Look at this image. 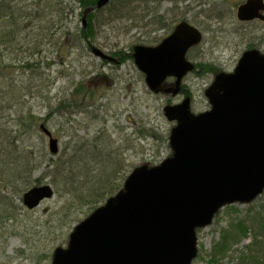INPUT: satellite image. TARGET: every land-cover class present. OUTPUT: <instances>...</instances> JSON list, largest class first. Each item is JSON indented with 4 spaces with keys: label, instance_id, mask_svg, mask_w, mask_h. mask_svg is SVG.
<instances>
[{
    "label": "water",
    "instance_id": "obj_1",
    "mask_svg": "<svg viewBox=\"0 0 264 264\" xmlns=\"http://www.w3.org/2000/svg\"><path fill=\"white\" fill-rule=\"evenodd\" d=\"M110 0L84 9L83 22ZM238 19L264 20V0H245ZM189 21L177 23L160 43L135 45L132 56L154 92L178 95L195 68L187 52L203 40ZM103 58L117 61L101 48ZM234 71L217 73L205 90L210 109L194 113L191 97L168 103L164 114L175 121L172 154L159 164H141L124 186L74 227L68 244L55 247L53 264H192L199 228L211 224L227 204L248 203L264 192V52L244 51ZM174 77L173 84H167ZM49 150L59 151L53 133ZM47 183L23 194L28 209L52 198Z\"/></svg>",
    "mask_w": 264,
    "mask_h": 264
},
{
    "label": "rangeland",
    "instance_id": "obj_2",
    "mask_svg": "<svg viewBox=\"0 0 264 264\" xmlns=\"http://www.w3.org/2000/svg\"><path fill=\"white\" fill-rule=\"evenodd\" d=\"M161 1L163 2L159 14L165 13L164 27H158L151 15L137 21H127L123 17L121 21L115 19L109 24L105 21L97 22V37L92 43L117 61H105L91 51L88 53L75 50L78 46L73 36H66V41L73 44L74 48L65 65H59L52 59V68L46 69V74L50 73L52 81L55 79L51 90H47L48 93L43 91V95L38 94L34 98H25L29 100L27 107L36 115L45 116L49 112L52 114L48 127L59 139L60 147L65 146V141L69 139L67 134L71 131L77 132L81 141L84 134L92 136L98 132L100 136L105 134L110 138V146L115 153L123 152L124 170L129 172L144 163L159 164L172 153L169 134L175 122L165 116V106L168 103L177 104L190 96L194 113L210 109L205 89L213 82L216 72L234 70L240 55L249 46L253 45L264 51V21H239L236 15L238 0L226 4H192V8H187V1L180 2L175 9L177 13L181 15L186 12L191 23L203 32L204 39L188 52V58L196 62L197 68L183 79V88L178 95L168 92L154 93L146 84L145 74L139 70L132 54L135 45L154 46L160 43L178 22L173 19L172 12L168 11L172 2ZM243 1L245 0L241 2ZM71 7L73 10H67V27L70 31H76L83 26L87 30V18L85 25L80 14L82 8L78 3ZM150 7L154 8L155 4L152 3ZM209 64L216 71H207ZM91 76H99L94 79L93 84L101 87L98 92L100 98L89 107L88 112L74 113V123L70 122L72 108L68 96L73 88V81ZM169 79L174 80L168 78L166 82H170ZM92 116L95 120L91 121ZM33 139L35 143L44 145L48 158L52 156L46 134H36ZM45 171L46 166L37 171L35 176ZM42 183H49L54 187L52 198L45 199L39 206L18 216L19 223L15 230L12 229L11 222L7 229L1 230L0 264H52L54 248L64 247L75 225L86 218L87 214L82 211L77 212L75 209L67 213L63 209L66 196L56 190L49 178L45 177ZM25 208L28 209L26 206ZM262 215L264 192L248 203L237 202L220 209L211 224L198 230L199 252L192 264H235L242 253L248 254V248L253 247L254 235L251 230L259 229ZM240 227H245L248 235L239 242H234L227 252H216L223 233L239 234L242 229ZM13 231L16 232L12 233Z\"/></svg>",
    "mask_w": 264,
    "mask_h": 264
},
{
    "label": "trees",
    "instance_id": "obj_3",
    "mask_svg": "<svg viewBox=\"0 0 264 264\" xmlns=\"http://www.w3.org/2000/svg\"><path fill=\"white\" fill-rule=\"evenodd\" d=\"M97 1L0 0V234L10 222L15 230L19 223L17 219L29 210L23 204L24 192L32 186L41 185L45 177L62 196H66L63 209L67 213L76 209L89 214L123 187L129 173L124 170L123 152L115 153L110 146V138L105 134L100 136L98 132L92 136L84 134L82 141L77 132H69V139L65 141V146L60 147L59 154L48 158L44 145L35 143L33 138L39 133L46 134L41 125L50 129L48 124L52 114L36 115L27 107L29 100H25L27 96L34 98L38 94L43 95V91L48 93L47 90H51L55 79L52 81L46 69L52 68V59L59 65H65L74 48L66 41L67 35L73 36L78 46L75 50L89 53L91 43L97 37L99 21L109 24L115 19L121 21L123 17L127 21H137L151 15L158 27L166 25L165 13L159 14L161 0H111L108 5L88 15L87 30L83 26L70 31L66 21L67 10H73L71 5L78 3L83 17V10L88 5H96ZM170 1L172 5L168 11L172 12L174 20L181 21L188 17L186 12L179 15L175 10L180 2L187 1V8H192V4H226L232 0ZM152 3L154 8L150 7ZM116 54L120 55L119 51ZM206 70L216 71L211 64ZM96 77L99 76L73 81L68 96L72 108L70 122L74 123V113L88 112L89 107L100 98L98 92L101 87L93 84ZM94 118L92 116L91 121ZM44 166L47 171L35 176ZM260 220L259 229L251 230L253 247L248 248V254L242 253L235 264H264V215ZM240 228V233L236 235L223 233L216 252L225 253L234 242L248 235L245 227Z\"/></svg>",
    "mask_w": 264,
    "mask_h": 264
},
{
    "label": "flooded vegetation",
    "instance_id": "obj_4",
    "mask_svg": "<svg viewBox=\"0 0 264 264\" xmlns=\"http://www.w3.org/2000/svg\"><path fill=\"white\" fill-rule=\"evenodd\" d=\"M255 20H259V19H254V20H251V21H255ZM251 21H245V22H251ZM252 47H255V46H252ZM250 48V47H249ZM170 80V79H169ZM173 80H170V82H172ZM170 82H167V83H170Z\"/></svg>",
    "mask_w": 264,
    "mask_h": 264
}]
</instances>
